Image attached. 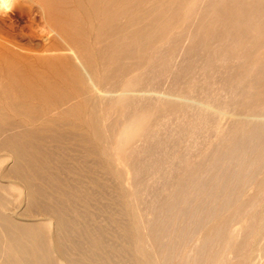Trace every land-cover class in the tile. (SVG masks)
Masks as SVG:
<instances>
[{"label": "bare ground", "instance_id": "6f19581e", "mask_svg": "<svg viewBox=\"0 0 264 264\" xmlns=\"http://www.w3.org/2000/svg\"><path fill=\"white\" fill-rule=\"evenodd\" d=\"M28 1L35 38L0 20V264H264V0Z\"/></svg>", "mask_w": 264, "mask_h": 264}, {"label": "rangeland", "instance_id": "374dc122", "mask_svg": "<svg viewBox=\"0 0 264 264\" xmlns=\"http://www.w3.org/2000/svg\"><path fill=\"white\" fill-rule=\"evenodd\" d=\"M43 17L40 6L28 0H0V20L5 19L11 31L8 39L24 43L28 38H35L39 30H46ZM194 95L199 98L197 95L200 93ZM169 116L173 118L172 115ZM142 198L149 202L151 196Z\"/></svg>", "mask_w": 264, "mask_h": 264}]
</instances>
